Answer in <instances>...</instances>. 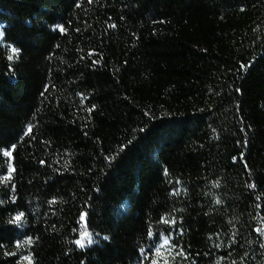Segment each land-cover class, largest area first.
Masks as SVG:
<instances>
[{
	"label": "trees",
	"instance_id": "16d2710c",
	"mask_svg": "<svg viewBox=\"0 0 264 264\" xmlns=\"http://www.w3.org/2000/svg\"><path fill=\"white\" fill-rule=\"evenodd\" d=\"M9 167L0 264H264V0H0Z\"/></svg>",
	"mask_w": 264,
	"mask_h": 264
},
{
	"label": "snow or ice",
	"instance_id": "6c2138e0",
	"mask_svg": "<svg viewBox=\"0 0 264 264\" xmlns=\"http://www.w3.org/2000/svg\"><path fill=\"white\" fill-rule=\"evenodd\" d=\"M89 3L92 2V0H88ZM77 7H79V4H77ZM59 27V30L61 33L65 32V28L63 25H58ZM110 27H115V25H110ZM11 51L13 53H18L20 51L19 48L15 47V46H12L11 48ZM7 59L9 61H12L13 60V56L9 55L7 56ZM242 67H244L242 65ZM81 96L83 97V94H81ZM94 107V106H93ZM89 111H91V109H89ZM32 131V128H31V125H29L28 127V132L30 133ZM141 131H143V129H141ZM11 149L14 150L16 148V145L15 144H12L11 146ZM3 156L4 157H11L12 156V151L10 150H7L5 149L4 152H3ZM106 159L109 160V162H111V158H108L106 157ZM235 160V157L233 158ZM41 163H43V161H41ZM15 171L14 167H9L8 169V175L0 178V182H3V180L5 179H10L11 176V172ZM179 183V182H178ZM250 187H255V185H250ZM14 188V186H13ZM177 189H173V192L172 194L175 195L177 193ZM15 201H13L14 203ZM54 202V201H53ZM219 203V201H217ZM0 203H3V201H0ZM25 217V213L23 211H18L16 213V215L14 217L11 218L10 220V223L12 224H15V225H21L22 226V223H23V219ZM87 213L86 212H82L79 216V222H84V228L86 229L87 228ZM160 222L162 224H165V225H175L176 223V220L175 218L169 220L167 219L165 216H161L160 217ZM181 234H182V230H181ZM147 237L150 241V243L148 244V246L146 247V249H141V252L142 253H151L153 256L154 255H158L161 253L163 247L166 245V244H170L171 242L167 240V238H164L163 239V243H160L159 242V237L151 230V227H149V230L147 232ZM107 239V237H106ZM29 242H31V238L29 237L28 238ZM93 241H92V238H91V233L86 231V230H82L80 231V234H79V238H77L75 241H74V244L76 246H78L79 248L83 249L86 247L87 244H91ZM181 255L183 254V250H181ZM145 260H148L150 262V264H157V261L155 259L152 258V256H149V255H144L143 257ZM25 259H28L29 261H31V257H25ZM165 264H167V261H165Z\"/></svg>",
	"mask_w": 264,
	"mask_h": 264
}]
</instances>
